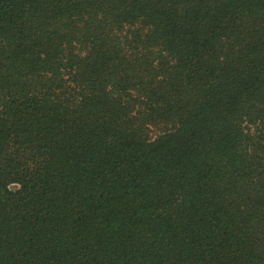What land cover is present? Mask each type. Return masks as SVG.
<instances>
[{"label":"trees","instance_id":"trees-1","mask_svg":"<svg viewBox=\"0 0 264 264\" xmlns=\"http://www.w3.org/2000/svg\"><path fill=\"white\" fill-rule=\"evenodd\" d=\"M0 264H264V0H0Z\"/></svg>","mask_w":264,"mask_h":264},{"label":"rangeland","instance_id":"rangeland-1","mask_svg":"<svg viewBox=\"0 0 264 264\" xmlns=\"http://www.w3.org/2000/svg\"><path fill=\"white\" fill-rule=\"evenodd\" d=\"M254 127L255 126L252 124H246V128L249 133H253ZM151 134H152L151 136L154 137L157 134V132H152ZM16 187H17L16 185L11 186L12 189H16Z\"/></svg>","mask_w":264,"mask_h":264}]
</instances>
